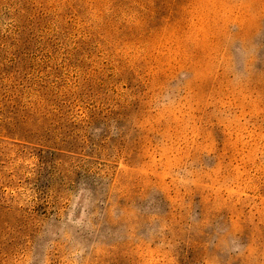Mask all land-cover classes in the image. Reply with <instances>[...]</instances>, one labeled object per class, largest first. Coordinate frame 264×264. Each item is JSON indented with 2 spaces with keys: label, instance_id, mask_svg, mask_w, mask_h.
Here are the masks:
<instances>
[{
  "label": "rangeland",
  "instance_id": "1",
  "mask_svg": "<svg viewBox=\"0 0 264 264\" xmlns=\"http://www.w3.org/2000/svg\"><path fill=\"white\" fill-rule=\"evenodd\" d=\"M0 264H264V0H0Z\"/></svg>",
  "mask_w": 264,
  "mask_h": 264
}]
</instances>
